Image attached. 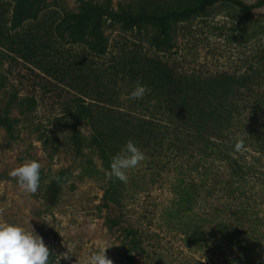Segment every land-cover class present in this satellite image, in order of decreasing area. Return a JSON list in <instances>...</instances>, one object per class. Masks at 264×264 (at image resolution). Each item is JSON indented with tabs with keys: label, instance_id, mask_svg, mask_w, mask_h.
Returning <instances> with one entry per match:
<instances>
[{
	"label": "rangeland",
	"instance_id": "1",
	"mask_svg": "<svg viewBox=\"0 0 264 264\" xmlns=\"http://www.w3.org/2000/svg\"><path fill=\"white\" fill-rule=\"evenodd\" d=\"M85 1L102 0H41L12 29L13 2L0 0V107L11 101L16 120L14 137L0 126V222L32 228L49 264H86L102 248L113 264H264V150L243 147L256 159L240 181L220 156L234 155L236 94L264 85V6L216 2L165 28L106 27L99 54L55 34ZM111 1L136 12L198 5ZM162 30L171 47L155 43ZM137 81L148 91L132 99ZM129 140L146 159L126 183L109 179ZM29 160L41 164L35 193L10 175ZM51 183L61 192L49 205Z\"/></svg>",
	"mask_w": 264,
	"mask_h": 264
},
{
	"label": "trees",
	"instance_id": "2",
	"mask_svg": "<svg viewBox=\"0 0 264 264\" xmlns=\"http://www.w3.org/2000/svg\"><path fill=\"white\" fill-rule=\"evenodd\" d=\"M197 6L172 7L166 10L145 9L134 11L130 7H119L117 10L112 7L111 0L101 2L85 1L81 4L77 13L66 15L55 27L56 36L65 43H81L86 45L95 53H103L107 47L105 28L119 25L126 30L140 29L149 24H160L162 28L170 20H183L191 15L211 7L216 2H231L244 11H250L264 6V0H259L253 5H245L237 0H197ZM13 8L10 16L12 29L20 28L30 19H35L41 12V0H12ZM165 9V8H164ZM164 32L155 37L157 45L171 47L170 42L165 39ZM4 79L0 76V89L4 86ZM245 99L236 94L233 108L236 116L230 120L235 133H232V141H243L244 147L264 150V85H248L245 89ZM1 102V100H0ZM10 102L7 101L0 107V126L14 137V126L16 120L10 117ZM237 132V134H236ZM234 148V147H233ZM234 155L222 153L220 156L227 159L230 177L239 181L246 173L251 172L253 161L256 157L252 152L235 151ZM261 180H264V171H258ZM257 176V175H256ZM61 192L58 183H51L45 192L47 204H55ZM206 193H209L206 192ZM203 264V263H199Z\"/></svg>",
	"mask_w": 264,
	"mask_h": 264
},
{
	"label": "clouds",
	"instance_id": "3",
	"mask_svg": "<svg viewBox=\"0 0 264 264\" xmlns=\"http://www.w3.org/2000/svg\"><path fill=\"white\" fill-rule=\"evenodd\" d=\"M148 91L146 85L137 81L130 98L141 99ZM243 141H237L235 151L243 149ZM146 159L144 152L131 140L127 141L120 151L112 158L106 175L109 179L127 182V170L135 169ZM17 179L18 186L25 192L35 193L40 186L41 164L29 160L10 173ZM102 248L90 254L86 264H113ZM50 250L43 238L34 230H28L18 224L0 222V264H49ZM64 259H68L65 255ZM59 264V261H58Z\"/></svg>",
	"mask_w": 264,
	"mask_h": 264
}]
</instances>
